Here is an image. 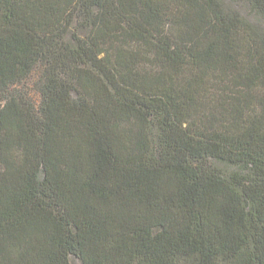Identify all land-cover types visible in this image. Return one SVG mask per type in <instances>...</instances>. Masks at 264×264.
Wrapping results in <instances>:
<instances>
[{
	"label": "trees",
	"instance_id": "1",
	"mask_svg": "<svg viewBox=\"0 0 264 264\" xmlns=\"http://www.w3.org/2000/svg\"><path fill=\"white\" fill-rule=\"evenodd\" d=\"M72 258L264 264V28L222 0H0V264Z\"/></svg>",
	"mask_w": 264,
	"mask_h": 264
},
{
	"label": "rangeland",
	"instance_id": "2",
	"mask_svg": "<svg viewBox=\"0 0 264 264\" xmlns=\"http://www.w3.org/2000/svg\"><path fill=\"white\" fill-rule=\"evenodd\" d=\"M222 1L225 3L226 6L238 10L246 19L255 22L260 27L264 28V21H261L257 19V17L255 18L254 16H252L250 13L251 10L239 0H222ZM41 75H42V70L38 69L32 75V77L24 83V85L18 86V90L28 94V97H30L32 101L37 105L40 103V94L38 88L40 86ZM221 168H223L226 171L230 170L224 165H221ZM72 264H81V262L77 258H72Z\"/></svg>",
	"mask_w": 264,
	"mask_h": 264
}]
</instances>
